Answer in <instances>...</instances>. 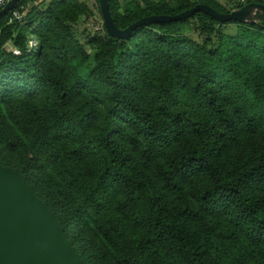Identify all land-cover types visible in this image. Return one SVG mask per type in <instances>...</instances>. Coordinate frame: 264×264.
<instances>
[{
    "label": "trees",
    "instance_id": "16d2710c",
    "mask_svg": "<svg viewBox=\"0 0 264 264\" xmlns=\"http://www.w3.org/2000/svg\"><path fill=\"white\" fill-rule=\"evenodd\" d=\"M248 2L264 3L107 0L119 29ZM14 9L20 21L0 17V164L83 264H264V21L199 11L126 38L102 21L80 40L84 0Z\"/></svg>",
    "mask_w": 264,
    "mask_h": 264
},
{
    "label": "water",
    "instance_id": "95a60500",
    "mask_svg": "<svg viewBox=\"0 0 264 264\" xmlns=\"http://www.w3.org/2000/svg\"><path fill=\"white\" fill-rule=\"evenodd\" d=\"M17 1L9 0L0 10V17L12 10ZM98 1L105 30L115 38H126L140 26L182 20L199 11L219 22L255 24L264 21V3L248 2L227 13L198 3L175 15L142 17L119 29L113 22L107 0ZM0 264H83L51 209L31 191L18 171L1 164Z\"/></svg>",
    "mask_w": 264,
    "mask_h": 264
},
{
    "label": "rangeland",
    "instance_id": "374dc122",
    "mask_svg": "<svg viewBox=\"0 0 264 264\" xmlns=\"http://www.w3.org/2000/svg\"><path fill=\"white\" fill-rule=\"evenodd\" d=\"M88 6L90 7V9L92 10V15H90L88 18H80V20L74 25L73 29L74 32L76 33V35L80 38V40H84L85 39V35L86 34H94L95 32H97L96 30H100L101 29V17L99 15L98 12V8H97V4H96V0H84ZM264 2V0H261ZM44 2H49V0H44ZM219 2L223 3L224 5H226L227 7H230V4H228L229 0H219ZM38 2L35 3H29L28 4V8H30V6H33L34 4H37ZM231 29V26L228 28V30ZM191 37L195 38L196 35L194 33H188ZM29 40L32 42V45H34V40H32V38L29 37ZM10 43V42H8ZM11 48V49H10ZM4 49L6 51H12V47L11 44L7 43L4 46Z\"/></svg>",
    "mask_w": 264,
    "mask_h": 264
},
{
    "label": "built area",
    "instance_id": "2783aa9c",
    "mask_svg": "<svg viewBox=\"0 0 264 264\" xmlns=\"http://www.w3.org/2000/svg\"><path fill=\"white\" fill-rule=\"evenodd\" d=\"M8 1L9 0H0V10L5 6V4ZM238 1L243 2L244 0H238ZM24 15H25V11L24 10L20 11L18 9H14L13 8L12 10H10L7 22L8 23H12V22H15V21H20L23 18ZM28 45H29V47H33L32 42L30 40L28 41ZM12 52L14 54H18L19 53V51L16 48H13Z\"/></svg>",
    "mask_w": 264,
    "mask_h": 264
}]
</instances>
